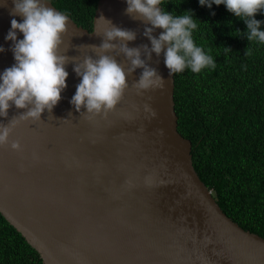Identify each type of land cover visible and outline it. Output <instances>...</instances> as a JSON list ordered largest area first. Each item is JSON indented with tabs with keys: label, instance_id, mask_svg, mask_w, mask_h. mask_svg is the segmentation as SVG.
<instances>
[{
	"label": "water",
	"instance_id": "water-1",
	"mask_svg": "<svg viewBox=\"0 0 264 264\" xmlns=\"http://www.w3.org/2000/svg\"><path fill=\"white\" fill-rule=\"evenodd\" d=\"M13 7V0H0V74L15 63L5 37L11 20L23 17L12 16ZM126 8V0H99L91 31L68 17L67 55L95 58L75 46L101 43L97 34L107 27L101 16L137 33L130 48L151 47L145 25ZM116 58L127 70L125 58ZM149 66L165 79L162 89L138 96L132 87L142 72L137 69L115 109L88 120L70 103L80 78L68 64L67 88L52 113L21 122L0 147V214L43 264H264V238L229 218L193 167L163 54L153 53ZM23 111L13 106L0 123ZM16 141L19 152L11 149Z\"/></svg>",
	"mask_w": 264,
	"mask_h": 264
},
{
	"label": "trees",
	"instance_id": "trees-1",
	"mask_svg": "<svg viewBox=\"0 0 264 264\" xmlns=\"http://www.w3.org/2000/svg\"><path fill=\"white\" fill-rule=\"evenodd\" d=\"M47 1L92 30L99 0ZM161 8L174 15L191 11L198 24L194 42L216 62L214 70L174 74L178 131L191 144L193 167L222 211L264 238V44L249 43L245 23L224 5L209 9L199 0H164ZM254 18L264 31V13ZM247 47L251 56H245ZM0 264H43L1 214Z\"/></svg>",
	"mask_w": 264,
	"mask_h": 264
},
{
	"label": "clouds",
	"instance_id": "clouds-1",
	"mask_svg": "<svg viewBox=\"0 0 264 264\" xmlns=\"http://www.w3.org/2000/svg\"><path fill=\"white\" fill-rule=\"evenodd\" d=\"M163 2L126 0L125 14L145 25L143 36L150 41L151 47L140 45L130 48L128 44L136 40L137 33L117 27L101 16L99 21L107 25L102 34H97L101 43L75 46V51L86 49L95 58L84 55L80 60L67 55L69 48L64 45L63 39L69 24L66 14L49 7L44 0H13L10 14L23 17V21L12 19L11 29L5 37L13 44L11 51L15 63L0 74V117L7 118L13 106L24 111L14 116L7 125L0 123V147L8 145L12 131L21 122H40L45 111L52 113L62 99L61 93L67 88L69 74L66 66L70 63L80 78L70 103L77 113L88 120L107 116L115 109L129 87L128 76L137 69L142 72L132 87L138 96L164 87L165 79L156 68L149 66L153 53L157 58L163 54L169 76L182 73L185 69L197 74L206 68L214 70V58L194 42L193 31L198 24L192 12L174 15L160 7ZM199 4L209 9L213 5H224L229 13L245 23L249 43L256 41L264 44L261 22L254 18L258 13H264V0H199ZM157 29L162 30L158 38L153 35ZM17 33H21L23 39L18 40ZM236 33L241 32L237 30ZM224 50L231 51L226 47ZM0 52H4L2 47ZM121 55L129 64L127 70L117 61L116 57ZM251 55L252 50L247 47L245 56ZM145 110H150L147 105ZM11 149L21 151L20 143L12 142Z\"/></svg>",
	"mask_w": 264,
	"mask_h": 264
}]
</instances>
